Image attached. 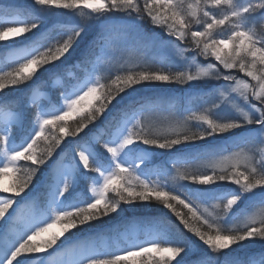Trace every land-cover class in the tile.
<instances>
[{"label":"snow or ice","instance_id":"snow-or-ice-1","mask_svg":"<svg viewBox=\"0 0 264 264\" xmlns=\"http://www.w3.org/2000/svg\"><path fill=\"white\" fill-rule=\"evenodd\" d=\"M17 8L0 0V264H264V0ZM54 10L76 19L49 24ZM171 84L188 106L154 127L162 98L144 93ZM42 85L54 100L31 111L12 95ZM153 204L142 236L120 230L123 205Z\"/></svg>","mask_w":264,"mask_h":264},{"label":"rangeland","instance_id":"rangeland-1","mask_svg":"<svg viewBox=\"0 0 264 264\" xmlns=\"http://www.w3.org/2000/svg\"><path fill=\"white\" fill-rule=\"evenodd\" d=\"M3 2H7V0H3ZM15 4L18 6L17 10L18 11H25L28 8L29 5V0H14ZM54 15H52L49 18L48 23L52 24L56 21H60V22H74L75 21V17L72 16L71 14H68L66 12H64L63 10H54ZM155 31H159V29H156ZM60 35V29L57 28L55 31L52 32V37L55 38L57 36ZM18 39H23V37H20ZM85 41H87L88 39H90V36H85ZM133 46L134 47H138L141 48V50H146L144 49L143 46V42L137 43V42H133ZM12 55L11 52H0V66H3L4 64L8 63L9 60L8 58ZM149 55L153 56L152 62L150 64V66L153 69H157L161 66L160 64V60L157 56L154 55V53L152 51H149ZM197 84L199 82H196ZM215 83V82H213ZM44 88H38V89H34L33 92L31 94H25V93H12V95L16 96L19 99V102L22 104V102H24V106H25V110L26 111H31V109H28L26 107V105L29 102V97H31L32 100H34L36 102L37 105H43V104H47L49 102V96H48V92H52V99L54 100L55 97V93H53L54 89L51 88L50 85H43ZM189 86L188 85H179V84H172L169 88L165 89V90H160L158 92L152 93V94H148V93H144L146 95H150L154 98H162V102L159 103L158 108L155 110L154 113H152L151 115V119L152 122L154 124V127L157 128H165L168 126L169 120L168 117L170 114L173 113H179L181 111L184 110V108H186L188 105L186 103V101L184 100V96H185V89H187ZM203 90H207V89H203ZM24 97H26V100L24 101ZM173 99H174V105H173ZM201 102L200 101H196L194 106H199ZM173 107V108H172ZM238 132H241L243 130H237ZM106 138V137H105ZM217 140H219V138H216ZM199 145H206V144H211L214 143V141L210 138L207 141H197L196 142ZM63 147V145L61 146ZM156 152H163L164 150H160V149H155ZM174 151V150H173ZM53 159H56V157L54 156ZM167 159V156H160L158 158H156L154 160V164H160L162 163L164 160ZM170 167V165H169ZM197 166L194 165L193 168L195 170ZM200 171H205L204 168H199ZM155 179V177H153ZM11 182V177L10 176H6L3 178L2 181H0V183H3L4 185H8ZM197 187H203V186H199L197 185ZM235 187V186H232ZM45 193H46V189L44 187H40L36 190V192H34L32 195L35 197L36 203L37 204H43L44 199H45ZM90 194V193H89ZM3 195V194H0ZM18 200L20 198H17ZM203 207V205H202ZM127 221H129L130 223L128 224H124L121 225V231H124L125 229H133L134 227H139L141 229L140 231V235H143V225L139 223V219H135L134 216H131L130 219H128ZM59 228L58 226L55 227L53 229V231H58ZM70 235V233L68 234ZM107 235H113L112 233H107ZM106 236V235H104ZM44 237H42L41 239H43ZM63 239V238H62ZM247 243V242H246ZM248 254H252V253H260L262 251L260 244H254L252 245L248 250Z\"/></svg>","mask_w":264,"mask_h":264},{"label":"trees","instance_id":"trees-1","mask_svg":"<svg viewBox=\"0 0 264 264\" xmlns=\"http://www.w3.org/2000/svg\"><path fill=\"white\" fill-rule=\"evenodd\" d=\"M21 12H23V11H21ZM171 85H159L158 86V90L146 91L145 93L152 94V93L158 92L160 90H165V89L169 88ZM136 87L139 88V87H142V86L138 85ZM40 88H44V86L42 85ZM53 93H55V91H53ZM19 95H20V93H19ZM24 98H25L24 99V101H25L26 97H24ZM117 99H119V97H117ZM113 103L115 104L116 101H113ZM22 105H24V102H22ZM103 119H104V117H101V120H103ZM97 123H99V121H97ZM85 131H87V129ZM81 135H83V133H81ZM49 163H51V161ZM122 207H124L126 209V211L120 214V216L117 218L118 220H128V219H130L131 216H134L135 219H139V218H141V217H143L145 215L153 213L155 209L159 208V205L153 204L152 208H147V209L143 208V207H140V206H136V205H123ZM165 211H167V210H165ZM183 211L187 212V209H183ZM169 215L171 216V213H169ZM112 216L115 217L116 214L114 213V214H112ZM172 218L175 219L174 217H172ZM115 222L116 221H114L111 217H105L103 221H96L94 223L110 225V224H113Z\"/></svg>","mask_w":264,"mask_h":264}]
</instances>
